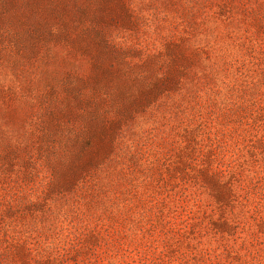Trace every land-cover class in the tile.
Segmentation results:
<instances>
[{
  "label": "rangeland",
  "instance_id": "obj_1",
  "mask_svg": "<svg viewBox=\"0 0 264 264\" xmlns=\"http://www.w3.org/2000/svg\"><path fill=\"white\" fill-rule=\"evenodd\" d=\"M0 264H264V0H0Z\"/></svg>",
  "mask_w": 264,
  "mask_h": 264
}]
</instances>
